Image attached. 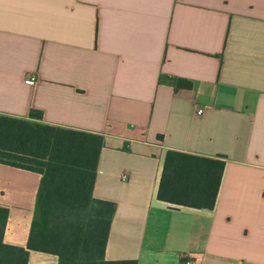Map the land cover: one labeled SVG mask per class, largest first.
Segmentation results:
<instances>
[{
	"label": "crops",
	"instance_id": "obj_1",
	"mask_svg": "<svg viewBox=\"0 0 264 264\" xmlns=\"http://www.w3.org/2000/svg\"><path fill=\"white\" fill-rule=\"evenodd\" d=\"M0 115L103 136L96 259L264 264V0H0ZM169 150L226 156L214 209L158 199ZM41 179L0 164L5 245L27 247Z\"/></svg>",
	"mask_w": 264,
	"mask_h": 264
},
{
	"label": "trees",
	"instance_id": "obj_2",
	"mask_svg": "<svg viewBox=\"0 0 264 264\" xmlns=\"http://www.w3.org/2000/svg\"><path fill=\"white\" fill-rule=\"evenodd\" d=\"M168 82L176 89L193 86L182 78ZM103 145V136L96 133L0 115V164L42 177L26 248L3 243L8 208L0 206V264H28L30 251L55 254L59 264H137L96 259L103 253L115 211L114 203L93 198ZM226 160L224 155L206 157L169 150L158 199L214 209Z\"/></svg>",
	"mask_w": 264,
	"mask_h": 264
},
{
	"label": "built area",
	"instance_id": "obj_3",
	"mask_svg": "<svg viewBox=\"0 0 264 264\" xmlns=\"http://www.w3.org/2000/svg\"><path fill=\"white\" fill-rule=\"evenodd\" d=\"M196 113H197V115H202L204 113V108H202V107L197 108ZM190 263H191V261L188 260L187 264H190Z\"/></svg>",
	"mask_w": 264,
	"mask_h": 264
}]
</instances>
